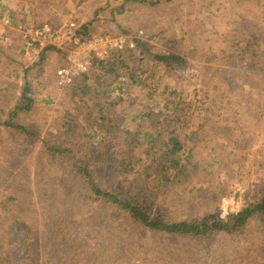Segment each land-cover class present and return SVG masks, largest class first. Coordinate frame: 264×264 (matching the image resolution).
I'll return each instance as SVG.
<instances>
[{"label":"rangeland","instance_id":"1","mask_svg":"<svg viewBox=\"0 0 264 264\" xmlns=\"http://www.w3.org/2000/svg\"><path fill=\"white\" fill-rule=\"evenodd\" d=\"M0 23V264H261L235 237L152 233L105 204L90 207L71 159L48 147L72 132L90 148L136 159L157 133L154 120L179 111L185 132L198 131L186 157L205 173L191 172L186 193H160L147 210L166 222L239 214L264 181V0H0ZM87 25L89 40L78 44ZM45 26L52 40L39 34ZM30 40L42 44L31 50ZM151 55L182 62L168 68ZM254 57L256 71L247 65ZM98 62L123 74L127 62L139 83L115 80ZM61 69L71 72L69 90L57 85ZM27 88L35 105L21 130L4 127ZM96 179L135 198L112 168ZM261 228L253 219L244 238L259 239Z\"/></svg>","mask_w":264,"mask_h":264},{"label":"trees","instance_id":"2","mask_svg":"<svg viewBox=\"0 0 264 264\" xmlns=\"http://www.w3.org/2000/svg\"><path fill=\"white\" fill-rule=\"evenodd\" d=\"M90 29L91 25L83 26L81 30L76 31L74 40L79 38L78 44L86 43L89 40L88 32H90ZM128 52L131 53L132 51ZM262 55H264V52ZM151 56L157 63L168 68L172 67V64L176 65L178 63L177 65H181L182 62L179 57ZM242 57L243 55L239 58L242 59ZM250 62V64H247L249 68L255 71L258 70L255 57L251 58ZM96 64L99 65L101 71H106L115 80L125 75L130 77L133 84L139 83L137 81L139 76L129 72L130 67L127 62L125 66L127 72L125 74H123V67L119 65L107 66L102 62ZM83 81L85 88L88 89L87 80L83 79ZM26 91H28V88ZM27 93L23 97V103L25 104H21L10 114V118L3 124L4 127L21 130V126L18 124L20 116L30 112L35 105V101L26 96ZM103 111L101 110L99 114L102 115ZM177 122L181 124L179 128L178 126L175 127ZM72 123L69 122L66 126L72 125ZM154 123L157 133L146 137L148 141L147 149L139 154L136 159L130 157L129 153L126 152L121 154L119 151L110 149L101 148L96 150L90 148L85 143L76 142L72 132H64V136L62 134L64 143L61 146L48 147V151L51 155L71 159L76 171L83 178L87 194L91 196L88 200L90 207L99 202L105 204L119 217L131 218L152 233L190 236L195 239H207L213 235H229L235 237L237 243L246 245L242 246L245 248L241 249L255 256L256 259H262L261 264H264V181L260 183L256 191L257 194L250 198L245 208L239 214L226 220L210 216L203 218L193 216L190 220L183 222H166L156 218L151 210H147L148 202L153 203V201L158 200L161 197L160 193L163 194L166 191H174L175 189L178 190L176 193H186L193 181L191 172H194L197 176L205 173L200 162H197L195 167L192 157H186V150H190V154H193L196 150L198 131L185 132L189 131L190 128L181 121L179 111L174 112L173 118H157ZM218 127L220 126H212L214 130L217 128L220 131L221 127ZM177 128L179 130L184 128L183 134L181 132L177 133ZM225 129L231 130L230 128ZM126 136L128 138L130 133L127 132ZM237 140V138L232 137L233 145L239 144ZM190 144L195 145V147H190ZM105 166L114 169L119 174L121 181L135 191V198H124L100 187L96 179V173ZM206 177L200 180L205 182ZM138 195L140 198H137ZM256 218L262 224V228L255 233L260 232L262 235H259L260 237L257 240H254V238L251 240L245 239L246 227Z\"/></svg>","mask_w":264,"mask_h":264},{"label":"built area","instance_id":"3","mask_svg":"<svg viewBox=\"0 0 264 264\" xmlns=\"http://www.w3.org/2000/svg\"><path fill=\"white\" fill-rule=\"evenodd\" d=\"M28 32H33V31L29 29L26 33H28ZM39 34L43 35L45 37L44 38L45 40H47V39L52 40L53 39L51 30L49 31L48 26H45L44 31L42 33H39ZM40 44H42V41L30 40V41L26 42L27 47L29 49L31 48V50L38 48V46ZM128 47H129V49H131L134 46L129 45ZM70 61L80 71H82V72L87 71L88 68L86 66H83L79 63L75 64L72 58H70ZM57 85L63 90H69L73 86V78H72L70 70H68V69L59 70V72L57 73Z\"/></svg>","mask_w":264,"mask_h":264},{"label":"crops","instance_id":"4","mask_svg":"<svg viewBox=\"0 0 264 264\" xmlns=\"http://www.w3.org/2000/svg\"><path fill=\"white\" fill-rule=\"evenodd\" d=\"M2 28H4V27H2V25H1V23H0V30H1Z\"/></svg>","mask_w":264,"mask_h":264}]
</instances>
